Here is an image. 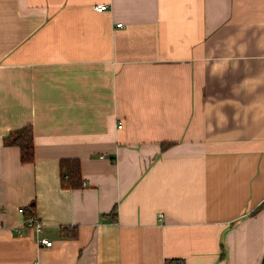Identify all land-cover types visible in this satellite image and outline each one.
<instances>
[{
    "label": "crops",
    "instance_id": "crops-1",
    "mask_svg": "<svg viewBox=\"0 0 264 264\" xmlns=\"http://www.w3.org/2000/svg\"><path fill=\"white\" fill-rule=\"evenodd\" d=\"M179 260H264V0H0V264Z\"/></svg>",
    "mask_w": 264,
    "mask_h": 264
},
{
    "label": "trees",
    "instance_id": "trees-1",
    "mask_svg": "<svg viewBox=\"0 0 264 264\" xmlns=\"http://www.w3.org/2000/svg\"><path fill=\"white\" fill-rule=\"evenodd\" d=\"M7 144L19 149L21 164H32L34 162V142L31 126H26L11 135L7 140ZM60 165L62 169L67 171V178L71 186H79L81 184L79 163L76 160H63ZM34 214V205L23 210L25 218L34 216ZM261 264H264V260Z\"/></svg>",
    "mask_w": 264,
    "mask_h": 264
},
{
    "label": "built area",
    "instance_id": "built-area-1",
    "mask_svg": "<svg viewBox=\"0 0 264 264\" xmlns=\"http://www.w3.org/2000/svg\"><path fill=\"white\" fill-rule=\"evenodd\" d=\"M107 10L106 5H98L95 6V11L102 13ZM117 27H121V24H118ZM118 128H121V125L119 124ZM20 212L23 214V210H20ZM23 224L25 227L32 228L34 229L37 233L40 232L42 225L41 223L35 218V216H30L28 218H25L23 221ZM37 244L42 247H52V242L45 239V238H38L37 239ZM176 264H182V261H177Z\"/></svg>",
    "mask_w": 264,
    "mask_h": 264
}]
</instances>
